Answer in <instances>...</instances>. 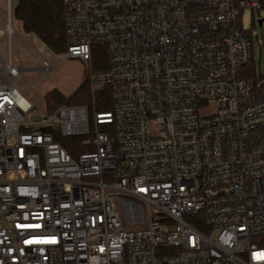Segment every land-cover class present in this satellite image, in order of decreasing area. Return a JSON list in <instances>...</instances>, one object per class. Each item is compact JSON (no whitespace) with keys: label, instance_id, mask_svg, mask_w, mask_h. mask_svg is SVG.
Instances as JSON below:
<instances>
[{"label":"built area","instance_id":"obj_1","mask_svg":"<svg viewBox=\"0 0 264 264\" xmlns=\"http://www.w3.org/2000/svg\"><path fill=\"white\" fill-rule=\"evenodd\" d=\"M63 5L59 54L88 61L103 45L107 67L88 77L91 106L39 110L10 82L20 73L8 4L0 264H264V244L251 242L264 235V75H243L253 35L238 19L249 10L262 26L264 0ZM56 135L84 150L72 156ZM126 196L146 203V227H126Z\"/></svg>","mask_w":264,"mask_h":264},{"label":"rangeland","instance_id":"obj_2","mask_svg":"<svg viewBox=\"0 0 264 264\" xmlns=\"http://www.w3.org/2000/svg\"><path fill=\"white\" fill-rule=\"evenodd\" d=\"M11 5L10 10V24L15 31L16 35H12L10 46L12 50V61L16 67L17 72L20 73L18 78H11L10 82L17 84L18 91L29 101L32 105H35L39 110L44 111L50 110L46 106L45 95L49 91L56 90L60 92L65 98L71 99L76 91L80 90L81 87H88L89 100L82 103H68L67 104H87L91 106L93 103V96L90 92L88 84V77L92 71H97L103 68L105 64L104 60H101L97 54L93 53L92 57L88 61H83L78 58H72L63 56L52 52L50 49L39 48L40 46L27 36L24 31L21 30L19 21L13 15V2L12 0L7 1ZM8 9V8H7ZM6 21L8 19V10L6 15ZM241 22L242 29L248 31L253 35V64L251 67L256 73L264 75V22L262 26L253 24L252 14L249 10H245L238 18ZM256 30L259 31V37L256 36ZM6 39L5 34L0 35V56L3 59H7L6 56ZM3 40L5 42H3ZM259 40V41H258ZM261 45V50H260ZM46 46V45H45ZM40 56V57H39ZM48 59L51 61L50 69L46 72L37 69L23 68L38 67L41 65V59ZM107 62V60H106ZM3 64L0 62V66ZM81 94H84L82 91ZM86 95V93H85ZM96 105L101 104L109 107L110 93L100 92L96 94ZM46 107V108H45ZM57 107V106H56ZM105 107V108H106ZM213 105L211 104V108ZM55 108V107H54ZM59 136V135H58ZM60 140L65 144L70 145L76 150V154L84 150V147L80 144V138L63 137L59 136ZM131 200L132 208H128L121 204V201H117L118 209L122 217L134 221V225H126L127 228H143L148 225V208L145 202L135 198L126 196ZM140 205V208L138 207ZM133 216V218H131ZM251 242L255 244H264V235L253 237Z\"/></svg>","mask_w":264,"mask_h":264},{"label":"trees","instance_id":"obj_3","mask_svg":"<svg viewBox=\"0 0 264 264\" xmlns=\"http://www.w3.org/2000/svg\"><path fill=\"white\" fill-rule=\"evenodd\" d=\"M13 15L16 19L21 21L22 29L27 33H34L48 49L54 53H62L66 50L67 40L64 27V5L63 0H17ZM93 53L97 54L105 64L102 65L105 69L107 67V52L103 45H93ZM253 60L247 65L243 72L245 77H255L257 73L251 68ZM101 70V69H100ZM84 94H81V92ZM86 93V95H85ZM46 106L50 109L49 112L54 111L61 104L68 103H82L89 100L88 87H81L76 91L71 99L65 98L60 92L53 90L45 95ZM57 106V107H56ZM55 107V108H54ZM101 102L97 103V109H108ZM55 138L65 147V149L72 155L76 156V150L70 145L65 144L60 140L59 136ZM77 138V137H73Z\"/></svg>","mask_w":264,"mask_h":264},{"label":"crops","instance_id":"obj_4","mask_svg":"<svg viewBox=\"0 0 264 264\" xmlns=\"http://www.w3.org/2000/svg\"><path fill=\"white\" fill-rule=\"evenodd\" d=\"M7 1L8 0H0V35H2V34H5V32H4V24H5V22H6V15H7ZM12 2H13V5L15 6V4H16V2H17V0H12ZM10 20H11V17H10ZM18 20V19H17ZM19 21V24H20V28H21V30L22 31H24L23 29H22V24H21V21L20 20H18ZM11 28H12V26H11ZM12 30H13V28H12ZM24 33L27 35V36H29L32 40H34L40 47L39 48H42V49H45L44 47H46L45 46V44L34 34V33H27V32H25L24 31ZM6 35V34H5ZM13 35H16L15 34V31L13 30ZM7 36V35H6ZM12 37V36H11ZM11 37H10V41H11ZM3 42H5L4 40H3ZM47 48V47H46ZM11 53H12V50H11ZM40 57V56H39ZM42 58V57H41ZM40 58V59H41ZM23 69H25V70H28V69H37V70H41L42 71V73L44 72L43 71V69H42V61H41V65L40 66H38V67H29V68H23Z\"/></svg>","mask_w":264,"mask_h":264}]
</instances>
